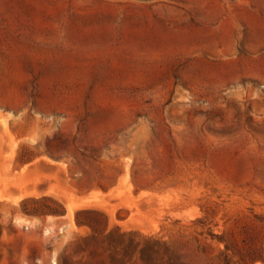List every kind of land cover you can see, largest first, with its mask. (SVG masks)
I'll list each match as a JSON object with an SVG mask.
<instances>
[{
    "label": "rangeland",
    "instance_id": "rangeland-1",
    "mask_svg": "<svg viewBox=\"0 0 264 264\" xmlns=\"http://www.w3.org/2000/svg\"><path fill=\"white\" fill-rule=\"evenodd\" d=\"M0 264H264V0H0Z\"/></svg>",
    "mask_w": 264,
    "mask_h": 264
},
{
    "label": "trees",
    "instance_id": "trees-1",
    "mask_svg": "<svg viewBox=\"0 0 264 264\" xmlns=\"http://www.w3.org/2000/svg\"><path fill=\"white\" fill-rule=\"evenodd\" d=\"M52 205H44V208L46 209V213H50V214H56V215H61L63 214V209L59 208V204H57V202L55 201H51ZM31 203H38V201H34L31 200ZM31 204V205H33ZM25 207H24V211L26 213H35L37 211L36 207H32V206H26V203H24ZM78 223H80V221L78 220Z\"/></svg>",
    "mask_w": 264,
    "mask_h": 264
}]
</instances>
